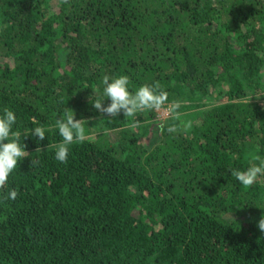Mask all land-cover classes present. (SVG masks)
Listing matches in <instances>:
<instances>
[{
    "label": "trees",
    "instance_id": "16d2710c",
    "mask_svg": "<svg viewBox=\"0 0 264 264\" xmlns=\"http://www.w3.org/2000/svg\"><path fill=\"white\" fill-rule=\"evenodd\" d=\"M104 75L159 82L191 129L102 116ZM5 108L29 157L0 189V264H264V177L231 175L264 158V0H0ZM68 108L88 138L61 163Z\"/></svg>",
    "mask_w": 264,
    "mask_h": 264
},
{
    "label": "clouds",
    "instance_id": "9594fccd",
    "mask_svg": "<svg viewBox=\"0 0 264 264\" xmlns=\"http://www.w3.org/2000/svg\"><path fill=\"white\" fill-rule=\"evenodd\" d=\"M103 96L111 103L105 107V101L97 98L91 101L93 107L102 115L111 118L118 117L121 113L126 118H130L128 127L136 129L141 126V122L136 119L137 114L144 112H156L170 114L173 123L168 126V132L173 133L180 129L185 132L191 129L192 122L185 120L184 113L180 111L182 102L173 100L169 102V94L159 82L152 85L144 84L137 88L135 92L129 91L130 80L127 75L112 77L104 75L102 77ZM95 92V90H93ZM254 96L247 99L252 100ZM259 99V96H255ZM91 100V99H90ZM17 122L16 114L13 110L5 108L0 115V189H4L8 183L10 175L16 169L18 163L29 157L25 150L26 145L21 146L19 130L13 131V126ZM83 119H76V114L70 108L66 109L62 116L56 120V128L62 140L59 143H50L48 149L55 150V159L61 163H67L70 146L76 143H83L88 137L86 135L85 123ZM32 135L43 141L46 137L45 128L37 126ZM43 149L38 148L37 152ZM252 163L246 170L234 169L231 175L245 188L253 186L258 178L264 177V158L253 155ZM37 164L32 160V167ZM18 190H9L4 199L15 200ZM258 228L264 232V216L258 222Z\"/></svg>",
    "mask_w": 264,
    "mask_h": 264
},
{
    "label": "rangeland",
    "instance_id": "374dc122",
    "mask_svg": "<svg viewBox=\"0 0 264 264\" xmlns=\"http://www.w3.org/2000/svg\"><path fill=\"white\" fill-rule=\"evenodd\" d=\"M170 114H164V113H157V117L159 120H164L166 117H168Z\"/></svg>",
    "mask_w": 264,
    "mask_h": 264
}]
</instances>
